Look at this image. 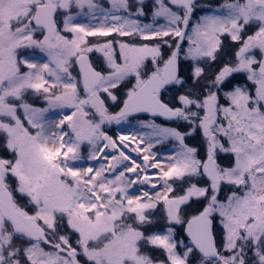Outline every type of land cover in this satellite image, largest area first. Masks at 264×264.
<instances>
[{"label":"rangeland","instance_id":"374dc122","mask_svg":"<svg viewBox=\"0 0 264 264\" xmlns=\"http://www.w3.org/2000/svg\"><path fill=\"white\" fill-rule=\"evenodd\" d=\"M39 1L0 0V164L8 168L7 183L17 203L25 211L35 201L36 208L31 210L34 219L66 248L74 244L81 264H205L182 230L213 196L212 184H204L202 179L203 157L210 155V144L201 149L172 141L169 127L151 119L124 118L118 110L122 97L125 99L142 84L147 68L154 69L162 60L163 46L151 47L145 37L158 33L166 51H170L172 39L179 34L181 12L165 0H137L142 6V22L133 24L128 17L125 26L138 28L144 36L142 45L129 41L96 44L87 37L97 32H89L91 26L85 23L96 16L77 23L74 0H59L64 42L60 49L49 50L41 46V32L26 24ZM90 1L76 0L78 4ZM108 2L113 12L122 0ZM109 17L111 23L106 18L93 27L107 28L110 31L104 33H109L117 23H123L119 17ZM251 17H264L252 0L202 3L188 45L182 50V60L193 63L196 76L202 74L200 64L220 49V29L240 40ZM244 45L249 46L250 55L223 70L217 83L221 91L210 93L207 88L210 95L199 109L207 112L209 99L217 97L218 110L226 119L213 130L219 136L216 163L223 183V195L214 204L213 216L223 260L264 264V75L259 73L264 25ZM79 52L92 54L105 73L93 94L82 95V83L74 73V58ZM235 78L233 85L225 88L227 80ZM221 80L223 85L219 84ZM120 84L126 85L111 92ZM112 129L135 144L132 153L126 155L128 168L134 162L142 164V156L154 158L159 170L156 175L164 177V188H169L167 196L157 201L147 199L137 206L133 194L127 208L109 200L104 213L85 210L93 194L88 192L89 177L78 173L71 182V167L81 162L87 166L89 156L95 161L93 155L100 148L102 135ZM121 155L120 162L115 156H107L110 161L105 163L110 162L111 171L125 160ZM107 165L101 164V169ZM101 175L96 182H102L99 192H104L106 182ZM117 177L111 178L110 188L128 189L130 179L123 175V184H118ZM187 205L197 213H183ZM60 213L67 215L68 237L56 232ZM158 220L163 223L161 228L148 227ZM0 264L72 263L55 248L17 238L0 213Z\"/></svg>","mask_w":264,"mask_h":264},{"label":"flooded vegetation","instance_id":"af4514ba","mask_svg":"<svg viewBox=\"0 0 264 264\" xmlns=\"http://www.w3.org/2000/svg\"><path fill=\"white\" fill-rule=\"evenodd\" d=\"M208 1L213 2L217 0H202L200 2H197L194 5L192 11H188L184 8H177L167 3L173 10H177L181 12L180 17L182 20L179 25V34L176 38L172 39L171 41L172 42L171 44H173L172 49L170 51H166V45L163 42L161 43V40H159L161 38H158L159 37L158 33H148L149 35L155 36V37L154 36L145 37L146 39L147 38L150 39L149 45H152L151 47L156 46L158 44L162 45L163 47H160L162 49L161 50L162 60H159L160 64L157 65L154 69L147 68V71L145 73L146 76L149 77L153 73L162 72L164 65L171 58L174 50L178 45L180 33L183 29L186 20L189 22L190 27L186 37V41L182 45L181 53L183 48L187 47L189 36L192 30V25L194 24L199 11V6L202 3ZM252 1L255 7L261 10L264 14V7H258L256 5V3L261 0H252ZM46 2L47 0H40L36 4L32 20H30V18L28 17L26 23V24L31 23L35 29L41 32L42 37L40 39V42L47 34V29L37 27L34 24V16L37 9L41 5L46 4ZM58 3L59 0H56L54 3L57 8L55 21L56 24L58 25V33L56 37L52 40V45H55L57 40L60 39L62 41L61 45L63 46L64 38L62 36L63 35L62 26H61L62 21L59 18ZM141 10H142V6L140 2H137V0H122V3H120L119 8H117L116 11L113 10V12H112V6L110 2H108V0H92V3L90 1V3L88 4H78L76 0H74V19H76L77 23H81V21L83 20L85 21L86 19H89L93 15L96 16L94 20L85 22L86 24H89L91 26L89 32H97L96 35L88 34L87 37L88 40H90V43H92L93 40L94 42L96 41V44H100V43L105 44V43H110L111 40H115V41L117 40V43H119L120 41L122 42L129 41L130 44L135 43L136 45H142V39L144 36L140 34L138 28L132 27V29H126L125 26V20L128 17H129L128 20L133 19L131 21L133 24H136L137 21H139L141 24L142 22ZM110 12L113 14L111 15L106 14ZM100 15L101 17H99V19L97 20V16ZM109 16L119 17V19L120 18L122 19L123 23L121 22L117 23L118 25H116L115 28L112 30L113 32L111 31L109 33H104L110 31L107 28H102L98 26L95 29L93 27V25H101L106 18H107L106 20L108 21L107 23L108 24L111 23L112 20ZM262 25H264V17L260 20L251 17L248 24H245V27L240 33L239 36L240 40H238V38L236 39L233 38L229 32L220 29V32L218 33V34L221 33L219 35V42H221L220 49L216 51L215 56L213 55V58H210L211 56H209V58L205 60L206 62L200 64V67L203 69V73L198 74L197 76L193 69V63L191 61H183L182 57L180 56V71L177 81L175 83L168 85L161 92L160 95L162 100L166 102L173 110L179 109L180 112L177 115V117L173 119L170 123H164L159 119H154L155 121L161 123L162 125L169 127L173 131L172 133L173 136L171 137L172 141H176L177 139V141L182 142L181 144L194 145L195 147H199V148L201 147L202 149L207 142L208 144H210V141L207 139L206 136V133H209V131L206 128L210 125L212 127V133L215 142L216 139H219V136L217 135V133H214L213 130L216 128V126H221L223 123L226 122V119L223 117L220 110H218V105L220 106V100H218V98L214 96L213 98H210L207 107V112L205 111L204 108L199 109L200 108L199 104L202 105L203 103L204 105L205 103L204 98H207L208 94L210 95V93H214L216 90L221 91L220 87L217 89V83L219 82V78L222 76L221 73L226 67L230 66V64H232L233 62L237 63V61L243 60L250 55L251 51L249 49V46L244 45V43L247 42L248 40H251V37L254 35L256 30H258ZM98 32L101 33L98 34ZM114 44L116 45V43ZM241 52L242 55H240ZM80 54L82 53H79V55ZM89 56L93 63L94 61L93 55L89 53ZM263 58H264V54L261 56L260 62L262 61ZM147 78H145L143 81H145ZM227 81L229 82L228 84H226L227 87L225 88H228L231 85H233V82L236 81V78L234 80L232 79ZM221 83L223 85L224 80H221L219 84L221 85ZM207 88H209L210 93H208ZM213 101L215 102V104L212 106L211 104ZM204 155L205 153H203V156Z\"/></svg>","mask_w":264,"mask_h":264},{"label":"water","instance_id":"95a60500","mask_svg":"<svg viewBox=\"0 0 264 264\" xmlns=\"http://www.w3.org/2000/svg\"><path fill=\"white\" fill-rule=\"evenodd\" d=\"M169 1L174 5L191 9L192 5L199 0ZM260 4H264V0L262 2H257V5ZM35 22L39 26H46L49 30V35H52L53 31L55 32L56 30L54 25V9L51 7H43L40 9L36 15ZM187 29L188 27L185 23L178 47L165 66L163 76H151V78L148 79L145 84L126 101L123 107V112L125 115L134 116L141 114L162 118L165 121H171L172 118L177 115V112L172 111L160 100L159 93L167 84L174 82L178 77L179 48L185 38ZM48 40L49 37L44 40V42ZM80 68L82 71V79L85 89L91 92L100 84L102 80V74L94 70L88 59L81 60ZM262 72L264 73V62L262 65ZM207 130L209 131V129ZM105 140L107 141L111 151H114L116 147L111 138L106 135ZM146 164L148 165L149 162L147 161ZM5 174L6 169L4 167H0V211L2 215L11 224L14 231L18 235L23 236L30 241H43L44 243L49 244L47 233L31 218L26 217L15 208L12 196L5 183ZM204 174L213 182L214 190L216 195H218L220 193L221 183L213 156H211V158L205 163ZM145 181L149 183L148 178H146ZM211 214L212 206L210 205L197 217L189 220L185 226V235L191 240L194 248L201 254V256L207 259L217 260L220 258V255L214 234V221L211 218ZM55 247L60 253L67 254L71 258L72 264H78L76 259V251L66 250L61 244H57ZM221 264L229 263L223 261Z\"/></svg>","mask_w":264,"mask_h":264},{"label":"trees","instance_id":"16d2710c","mask_svg":"<svg viewBox=\"0 0 264 264\" xmlns=\"http://www.w3.org/2000/svg\"><path fill=\"white\" fill-rule=\"evenodd\" d=\"M123 98L124 97H122L121 100H123ZM202 204L203 203H201L200 207H202ZM183 209H184L183 213H185V211H188V210H190V212H191L190 214L194 215V214L197 213V210L193 211V209H191V207H189L188 205L185 206ZM162 226H163V223L160 220H158V221L152 223V225H149L148 227H151L152 229H156L157 227L161 228ZM57 229H58V231H56V232L57 233L60 232V234L62 236L63 235H65L66 237L69 236L68 234H69L70 228H69V224H68V220H67V215L66 214L60 213V217H59L58 223H57ZM182 232H183V230H182ZM72 246L74 247V244ZM198 258L201 259V262H204L205 264H214L212 261L204 260L203 258H201V256L199 254H198Z\"/></svg>","mask_w":264,"mask_h":264}]
</instances>
